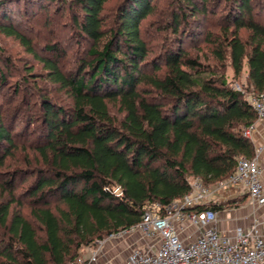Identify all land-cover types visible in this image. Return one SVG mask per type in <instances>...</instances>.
Returning a JSON list of instances; mask_svg holds the SVG:
<instances>
[{"label": "trees", "instance_id": "16d2710c", "mask_svg": "<svg viewBox=\"0 0 264 264\" xmlns=\"http://www.w3.org/2000/svg\"><path fill=\"white\" fill-rule=\"evenodd\" d=\"M109 1L0 0V30L41 61L48 79L72 100L66 107L41 98L48 133L46 144L37 148L43 168H33L39 176L30 188L31 218L14 206L22 203L14 181H8L10 196L0 199V229L5 232L0 264H71L81 248L137 226L155 203L190 193L194 178L216 184L236 171L240 157L256 154L246 131L258 119L249 92L264 93V0H226V25L217 37L205 38L213 41L217 68L228 54L237 76L247 64L249 91L231 87L217 68L205 70L201 59L181 44L166 51V70L161 73L156 64L149 73L151 49L143 21L157 4L120 0L107 26ZM216 1L177 0L173 31L188 23L183 11L197 20ZM54 4L67 8L78 31L94 42L88 70L73 75L62 68L59 57L40 54L13 18L35 17ZM46 51L58 56L62 49L55 43L46 45ZM0 74L5 81L2 70ZM112 105L122 118L114 116ZM2 113L0 106V143L8 145L0 165L16 148ZM205 208L224 207L211 202L194 209Z\"/></svg>", "mask_w": 264, "mask_h": 264}, {"label": "rangeland", "instance_id": "374dc122", "mask_svg": "<svg viewBox=\"0 0 264 264\" xmlns=\"http://www.w3.org/2000/svg\"><path fill=\"white\" fill-rule=\"evenodd\" d=\"M119 2L120 0H110L107 3L104 12L109 16L106 21L107 26L112 25L113 9ZM153 2L157 4L155 13L143 21V34L151 49L149 55L151 64L149 63L150 65L146 68L149 73L153 72L156 64L161 67V73L166 70L164 61L166 51L177 48L181 44L184 49L190 51L192 56L201 59L205 70H221L220 72L227 76L231 87L248 90L247 64L244 66L242 74L237 76L228 54L220 69L217 68L218 60L213 52V41H205L207 34L215 38L226 25L227 20L224 16L228 9L226 0H217L206 15L199 16L197 20L187 9L183 11L188 14V23L183 22L178 33L173 31L170 24L172 23L173 8L179 7L177 0H153ZM18 6L20 5H16L14 10H17ZM58 6L60 5L54 4L48 10H43L37 16L28 19H21L18 14L13 18L22 23L21 28L36 42L40 54L53 58L59 57L65 71L73 75L78 74L82 70H88L86 62L92 59L90 51L94 42L78 31L69 16L70 11ZM257 10L259 12V9ZM19 11L18 9L17 12ZM1 16L0 12V20H4ZM241 33L246 36L248 32L243 29ZM55 43L62 49L61 55L57 56L46 51V45ZM0 70L6 76L5 81L0 80V106L5 124L13 131L16 140V148H12L11 155H8L5 163L0 165V199L9 198L11 185L7 182L13 180V188L19 202L22 203V206L17 203L14 206H18V209L31 218V202L34 197L30 194V188L39 176V174L33 173V168H43L42 157L37 148L46 144L48 133L43 122L44 111L40 105L41 98L47 96L58 105L66 107L72 106V100L66 90L48 79L46 69L41 61L29 53L18 39L7 36L1 30ZM252 92L254 91L249 94ZM248 97L250 96L248 95ZM111 109L114 116L122 118L123 114L120 113L118 107L112 105ZM5 146L8 145L0 143V158L5 155ZM260 159L262 158L260 157ZM206 186L211 189L216 188V184ZM3 187L8 188L9 191H5ZM249 203L250 199L247 197H244L241 203L227 198L220 203L224 207L220 211L226 215L228 211L246 208ZM3 234H5L4 230L0 229V240ZM143 238L144 235L138 230H122L116 235H110L104 239L100 255L108 258L111 251L112 253L116 251L114 264H122L132 250L131 243L128 245L127 242ZM136 246L138 245L136 244ZM96 247L99 246L95 243L92 246L81 248L77 255L89 254Z\"/></svg>", "mask_w": 264, "mask_h": 264}, {"label": "built area", "instance_id": "2783aa9c", "mask_svg": "<svg viewBox=\"0 0 264 264\" xmlns=\"http://www.w3.org/2000/svg\"><path fill=\"white\" fill-rule=\"evenodd\" d=\"M249 96L258 119L264 120V93L252 92ZM253 128L254 124L246 131L249 137ZM260 153L261 148H256L252 158L240 157L236 171L217 182L214 189L197 177L191 182L190 193L167 204L157 202L147 209L141 222L129 230L140 231L152 246H134L125 264H264V219L255 217L248 226L237 225L222 230L218 226L219 211L194 209L212 201L220 203L222 201L217 202L220 196L243 193H247L256 204L263 205L264 178ZM114 191L121 194V186H116ZM189 226L199 232L192 241H187L180 234ZM103 242L97 240L95 243L99 247L89 254H80L71 264H97Z\"/></svg>", "mask_w": 264, "mask_h": 264}, {"label": "crops", "instance_id": "0c3cea01", "mask_svg": "<svg viewBox=\"0 0 264 264\" xmlns=\"http://www.w3.org/2000/svg\"><path fill=\"white\" fill-rule=\"evenodd\" d=\"M250 138L254 141L257 148H261L260 157L262 158L261 162L263 166V178H264V120L257 119L255 121L254 128L251 132ZM244 197L250 199L247 193H243L242 195L239 196H233V195L232 196L226 195V197L220 196L217 199V202L224 201V199L226 200L228 198L229 200L232 199L234 201H237L238 203H241V201L244 200ZM219 212H220V216H219L218 226L222 230H228L237 225L248 226L254 221L255 217L264 219V204L258 205L250 199V203L246 205V208H242V209L239 208L236 211H228L226 215L222 214L223 211H219ZM180 234L187 241H192L199 234V232L198 230H196V228L189 226L187 228H184L183 231L181 230ZM127 243L128 245L131 243L130 244L131 248L136 246V244L141 246H152V242L145 237L137 241L131 240L128 241ZM109 255L110 256H108V258L104 257L103 255H100L97 264H114L116 259V257H114L116 255V251L113 253L111 251ZM122 264H125V261H123Z\"/></svg>", "mask_w": 264, "mask_h": 264}]
</instances>
